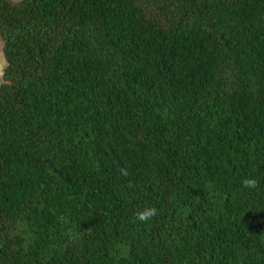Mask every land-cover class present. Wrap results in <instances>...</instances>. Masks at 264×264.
Here are the masks:
<instances>
[{
    "label": "trees",
    "instance_id": "trees-1",
    "mask_svg": "<svg viewBox=\"0 0 264 264\" xmlns=\"http://www.w3.org/2000/svg\"><path fill=\"white\" fill-rule=\"evenodd\" d=\"M0 43V264H264V0H0Z\"/></svg>",
    "mask_w": 264,
    "mask_h": 264
},
{
    "label": "clouds",
    "instance_id": "clouds-1",
    "mask_svg": "<svg viewBox=\"0 0 264 264\" xmlns=\"http://www.w3.org/2000/svg\"><path fill=\"white\" fill-rule=\"evenodd\" d=\"M120 172L122 175H127V170L124 168H121ZM241 183L244 188L248 189H255L258 187V181L255 178H244ZM135 215L137 220L147 222L157 215V209L155 207H146L143 211H138Z\"/></svg>",
    "mask_w": 264,
    "mask_h": 264
},
{
    "label": "flooded vegetation",
    "instance_id": "flooded-vegetation-1",
    "mask_svg": "<svg viewBox=\"0 0 264 264\" xmlns=\"http://www.w3.org/2000/svg\"><path fill=\"white\" fill-rule=\"evenodd\" d=\"M0 59H2V61H0V69H1V67H3L5 64V60H4V57L2 55L1 48H0Z\"/></svg>",
    "mask_w": 264,
    "mask_h": 264
},
{
    "label": "water",
    "instance_id": "water-1",
    "mask_svg": "<svg viewBox=\"0 0 264 264\" xmlns=\"http://www.w3.org/2000/svg\"><path fill=\"white\" fill-rule=\"evenodd\" d=\"M4 70H5V65L3 67H1V69H0V78L3 75Z\"/></svg>",
    "mask_w": 264,
    "mask_h": 264
},
{
    "label": "rangeland",
    "instance_id": "rangeland-1",
    "mask_svg": "<svg viewBox=\"0 0 264 264\" xmlns=\"http://www.w3.org/2000/svg\"><path fill=\"white\" fill-rule=\"evenodd\" d=\"M14 2H17V1H20V0H12ZM0 48H1V43H0ZM0 61H2V59H0ZM0 81H1V78H0Z\"/></svg>",
    "mask_w": 264,
    "mask_h": 264
}]
</instances>
